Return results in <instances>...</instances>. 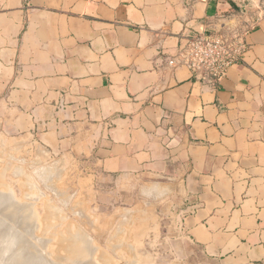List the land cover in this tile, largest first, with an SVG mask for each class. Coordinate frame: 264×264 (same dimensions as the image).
Returning <instances> with one entry per match:
<instances>
[{
  "label": "crops",
  "instance_id": "0c3cea01",
  "mask_svg": "<svg viewBox=\"0 0 264 264\" xmlns=\"http://www.w3.org/2000/svg\"><path fill=\"white\" fill-rule=\"evenodd\" d=\"M238 13L234 0H0V124L119 182L151 176L212 264H264V2L219 82L167 65Z\"/></svg>",
  "mask_w": 264,
  "mask_h": 264
},
{
  "label": "rangeland",
  "instance_id": "374dc122",
  "mask_svg": "<svg viewBox=\"0 0 264 264\" xmlns=\"http://www.w3.org/2000/svg\"><path fill=\"white\" fill-rule=\"evenodd\" d=\"M263 2L264 0H259V7H262ZM12 130L13 126H5L0 124V176L1 173H3V171L5 170V173H3L5 175L2 174V177L4 176V180H1L3 178L0 179V184L2 185H0V191L2 193L4 192L5 194L6 187L4 189L1 187L5 186V184L7 183V187L9 185L11 186L12 189L10 188V191L12 190L11 193L15 196L14 197L11 194V199L14 198L15 201H26V204L28 206L35 205L31 209H34L33 211L37 216L36 220L38 224L41 223L40 221L42 218V214L45 211L44 206L46 204H44V200L45 202H47V198L48 202L50 201L51 203H53L51 204L50 202H47V204L51 206V209H55L56 207L59 208L55 209L57 210L56 213H66V215L64 213L65 217L63 216V213H61L62 216L61 214H59L60 217H57V215H55V219H53L52 216V219L50 218V220L48 221H51V224H56L58 222L59 226H57L58 223L56 224V226L58 227L57 229L59 231H54L55 234L52 233L51 230H54L56 226L54 227L55 224L52 226L48 222V227L52 229H45L49 234L47 233V236L46 234L44 235V237H48V235L50 237L51 234H54L55 237L51 236L52 241L59 242V245L64 244V246H60V248L58 244L51 246L53 249H55V247H58V251L57 249H55V252L63 255L62 258L67 255H65L64 250L66 248L64 247L68 248L73 244L68 242V240L71 238V236L70 238L68 237L70 233L74 234L75 231H77L76 234L78 235V233L80 234V232L81 234H83L82 232L84 231V236L86 235L88 237L87 238L85 236L87 239L91 238L90 240L92 241H89L90 243L92 242L91 245L93 246V249L97 248V245L99 244V249L97 248L98 250H95V252H98H96L98 254V257L96 254L97 258H99V256H102L101 253L107 251L108 253L105 255V257L107 255H110L107 257L116 262L120 261V263L118 264H125V262L134 264V261L135 264H212V262L207 260V258L203 254H201L198 249L193 247L188 239L183 235L180 229V220L176 217V214L174 212V209L178 208L180 205L173 204V201L171 200L167 201L166 197H163L162 199H154L157 195V193L155 194L154 192L153 194H151L152 192L146 195L144 194V196L140 195L139 190L142 185H146L155 181L151 176L139 179H130V181L122 183L117 180V176H107L98 171L94 167V165H92V161H90L89 157H80L74 155L70 150L66 149L61 151L54 148H45L36 136H26V132L23 133ZM40 166H43L44 168L49 166L47 167L48 170H52L53 173H50L48 175V178H51H46L47 181L49 180L48 182L46 181V179L39 180V177H36V174L38 172H42L41 170H45L43 167L40 168ZM16 167L18 168L19 173L15 176L14 174H17V170H14V168ZM19 167L22 168V171ZM53 169H56V171L54 172ZM33 170L35 172H33ZM22 172L23 175L28 176V173L29 175H31L33 187L35 181L34 177L39 180V182L37 180V182L35 181L37 185H35L36 187H34V191H29V196L26 195V197H28L24 199H22L23 195L20 188V181L22 179H20L19 175ZM34 173H36L35 176H33ZM48 173L49 172H45L46 177V174ZM51 174L53 176L55 175V177H53ZM57 174L60 176L57 177ZM163 183H166V181H163ZM49 186L50 188H48ZM9 187L7 189H9ZM38 187L39 189H37ZM51 188L52 191L49 190ZM53 191H55V193ZM60 192L61 194H63L61 195ZM2 193H0V195H2ZM34 195L38 197H35ZM161 195L162 194L160 192L159 196ZM44 196L46 197V199ZM64 198H67L65 200L66 202L64 201ZM29 200H32V202H30ZM2 202L3 199H0V204ZM54 204L56 207L54 206ZM80 208L84 213L80 211ZM77 209L79 210L80 215H77V213H79L77 212ZM72 210L75 211L73 212L75 214L71 212ZM123 213H125L126 215ZM124 216H128L130 219L128 218V220H126V217L124 219ZM56 217L57 220L61 217H64L61 218L62 220H64L65 218L68 219H65L66 222H63L60 221L61 219L57 221ZM88 221L89 223H92L88 224ZM70 222L71 224H69ZM124 222L127 224H125ZM77 226H80L81 229L79 227L76 228ZM126 226L130 228H127ZM41 227L42 224L40 225V228ZM64 227H66V232L68 234L65 232ZM76 229H80V232ZM57 232L60 236L62 233V236L64 237H61L62 239L60 237V239L57 238L59 236ZM115 233L117 235H115ZM76 234L72 235V237L77 236ZM110 236H112L113 238L111 237V239ZM64 238H66L67 240H65ZM109 238L113 240V242L117 241L118 245H121V243L123 245H116L117 247L113 249V247H111V244L113 242H111ZM63 239L68 242L67 245L69 243L71 245L65 246L66 242H64ZM72 239L73 238H71L70 240L72 241ZM59 240H63V243ZM121 240L123 242H121ZM106 241H108V244ZM114 244H116V242ZM128 244H130V247H128ZM95 245L96 247L94 248ZM132 245L134 246L132 247ZM0 246L2 247V245ZM112 246L115 247V245ZM126 246L128 247V250L127 248H125ZM61 247L64 253L60 251ZM8 248L10 247L8 246L6 250L0 248L1 250H4L0 251L1 254H5L0 255V259H2L3 261L5 259L8 260V254H6L9 251ZM99 250L101 253L99 252ZM58 253H56L57 255L55 254V256H53L54 252L52 253V256L57 260L59 258L61 259V256L58 255ZM99 253L101 255H99ZM123 260H125L124 263ZM97 261L98 260H94L93 262H95V264L101 263V260L99 261L100 263Z\"/></svg>",
  "mask_w": 264,
  "mask_h": 264
},
{
  "label": "bare ground",
  "instance_id": "6f19581e",
  "mask_svg": "<svg viewBox=\"0 0 264 264\" xmlns=\"http://www.w3.org/2000/svg\"><path fill=\"white\" fill-rule=\"evenodd\" d=\"M10 157V156H9ZM41 165V164H40ZM5 167V166H4ZM41 167H43V166H40V168ZM47 167H49V166H47ZM46 167V168H47ZM17 168V167H16ZM16 168H14V170H17L16 172H17V174L15 173L14 175L16 176V175H18V168L16 169ZM20 168V170L22 171V168L21 167H19ZM44 168V167H43ZM46 168H44L45 170H41L42 172H38L37 174L36 173H34V175L33 176H35V174H36V177H39L38 179L40 180V179H50V178H48V175L50 174V173H53L52 172V170H48V168H47V171H46ZM53 168V167H52ZM6 169V168H5ZM38 169V168H37ZM36 169V170H37ZM3 170V169H2ZM35 170V169H34ZM33 170V172H35ZM54 170V169H53ZM58 170V169H57ZM5 171V170H4ZM3 171V173H5ZM40 171V170H39ZM51 171V172H50ZM56 171V169L54 170V172ZM2 172V171H1ZM33 172H31V173H33ZM45 172L47 173V172H49L48 174H46L47 175V177L45 176ZM3 173H1V176H0V179L1 178H3V179H1V180H4V176L2 177V174ZM14 173V172H13ZM57 173V172H56ZM27 174V173H26ZM3 175H5V174H3ZM20 175V179H22L21 181H20V188H21V190H22V199H24V198H27L28 196H29V193L31 192V190H33L34 189V187H36L35 185H37V181L39 182V180H37V178H35L34 177V179H35V181H34V187H33V184H32V177H31V175H29V173H28V176L27 175H23V172L22 173H20L19 174ZM52 175V174H51ZM50 175V176H51ZM30 176V177H29ZM53 176V175H52ZM57 177L58 176H60V175H56ZM53 177H55V175L53 176ZM47 179H46V181H47ZM45 181V182H46ZM49 181V180H48ZM47 181V182H48ZM5 182V181H4ZM41 182V181H40ZM44 182V181H43ZM46 182V183H47ZM36 183V184H35ZM49 183H51V182H49ZM5 184V183H4ZM7 184V183H6ZM5 184V186H3V187H1V188H5L6 187V191L5 190H3V191H5V194H4V192L2 193L1 191H0V193H2V195H0V199H3V202L0 204V245H2V247L0 246V248H3L4 250H6V248L9 246L10 248H8L9 249V251L6 253V254H8V260L7 259H5V260H7V261H3L2 259H0V264H95V262H93L94 260H98L97 262H99L100 260H101V263L100 264H118V263H120V261L119 262H116V261H113L112 259H110L109 257H107V256H110V255H107L106 257H105V255L108 253L107 251L106 252H103V253H101L100 252V250H99V252L102 254V256H99V258H97L98 257V252L96 253L95 252V250L98 248L99 249V244L97 245V248H95L96 247V245L94 246V248L95 249H93V246L91 245V243H90V241H92V240H90V239H87L85 236H84V231H83V229H82V233L83 234H81V232L79 231L81 228H80V226H77L76 228H80V229H76V230H78L79 232H80V234L78 233V235L76 234L77 233V231H75V233L74 234H76L77 236H74V237H72V235H74V234H72V233H70V235L68 236L69 238H70V236H71V238H73L72 239V241L70 240H68V242H70L68 245H71V246H69L68 248L67 247H64V248H66L64 251H65V257L64 258H62V256L63 255H61L60 253H58V252H55L56 250L55 249H57V251H58V247H55V249H53L51 246L52 245H55V244H58L59 245V242H53L52 241V237H55L54 236V234H55V232L54 231H57L58 229V227L57 226H59V223L57 222L58 220H60L61 218H64L65 216H64V213L65 212H61V213H63V216L64 217H61V218H59L58 220H57V217H60L59 216V214H61V213H56V211L57 210H55V209H59V208H57L56 206H55V204H54V206L56 207H54L55 209H51V206L49 205V204H47V202H48V198H47V202H45V200H44V204H45V206H44V208H45V211H44V213L42 214V218H41V223L40 224H38V222H37V220H36V214L34 213V209H31V208H33L34 206H32L31 204V206H28L27 204H26V201H15V199L13 200V199H11L10 198V196H12L13 194L11 193V191H10V188H11V186L9 187V189H7L8 187H7V185ZM1 185V184H0ZM2 186V185H1ZM45 187V186H44ZM166 187V186H165ZM165 187H163V185L162 186H160V184H158V186L156 185V184H151L150 183V185H148V187H146L143 191H142V193L141 194H149L150 192H152V191H155V194H156V192L157 193H163V191L164 190H166V188ZM48 188H50V186L48 187ZM55 188V187H54ZM142 188V187H141ZM144 188V187H143ZM162 188L164 189V190H162ZM12 189V188H11ZM37 189H39V187L37 188ZM47 189V188H46ZM49 190H51L52 191V188L51 189H49ZM55 190V189H54ZM30 191V192H29ZM34 191V190H33ZM54 193H55V191H53ZM57 192V191H56ZM33 193V192H32ZM31 193V194H32ZM38 193V192H37ZM166 193H167V191H166ZM12 194V195H11ZM60 194H61V192H60ZM63 194V193H62ZM61 194V195H62ZM152 194V193H151ZM155 194H154V197H155ZM26 195H28L27 197H26ZM37 195V194H36ZM36 195H34L35 197H38V196H36ZM39 195H41V194H39ZM159 195V194H158ZM14 196V195H13ZM60 196V195H59ZM64 196V195H63ZM149 196V195H148ZM15 197V196H14ZM45 197V196H44ZM150 197V196H149ZM156 197H159V196H157L156 195ZM42 198H43V196H42ZM63 198V197H62ZM153 198V197H152ZM30 199H32V198H30ZM39 199V198H38ZM45 199H46V197H45ZM67 199V198H66ZM65 198H64V201L66 200ZM35 200V199H34ZM62 200V199H61ZM30 202H32V200H29ZM37 201V200H36ZM50 202V201H49ZM48 202V203H49ZM63 202V201H62ZM66 202V201H65ZM64 202V203H65ZM33 203H35V202H33ZM51 203V202H50ZM64 203H63V206H64ZM79 203V202H78ZM51 204H53V203H51ZM62 204V203H61ZM77 204V203H76ZM79 205V204H78ZM53 206V205H52ZM77 206V205H76ZM62 207V206H61ZM43 208V209H44ZM53 208V207H52ZM74 208V207H73ZM79 209V208H78ZM77 209V212H79V210ZM53 210H55V211H53ZM73 210H75V209H73ZM71 211L72 213L73 212H75V211ZM59 211V210H58ZM80 211H82L81 210V208H80ZM60 212V211H59ZM69 212V211H68ZM83 212V211H82ZM84 213V212H83ZM129 213H131V212H129ZM133 213V212H132ZM73 214H75V213H73ZM123 214H125V213H123ZM55 215H57V217H56V222L58 223V225L56 226V224L54 225V224H51V221L49 222L48 220H50V218L53 216V219H55ZM65 215H66V213H65ZM77 215H80V212L79 213H77ZM126 215V214H125ZM61 216H62V214H61ZM130 216H131V214H130ZM132 216H133V214H132ZM68 217V216H67ZM81 217H83V216H81ZM125 217H126V220H128V216H124V219H125ZM52 219V218H51ZM66 219V218H65ZM60 220V221H63V222H66V220L68 219H66V220ZM70 219V218H69ZM87 219V218H86ZM130 219V218H129ZM88 220V219H87ZM133 220V219H132ZM89 221H91V220H89ZM89 221H88V224H90V223H92V222H90L89 223ZM123 221V220H122ZM50 223V225H54V227L56 226V230L54 229V227H53V229L54 230H51L52 231V233H54V234H51V236L49 237V235H48V237H44V235L46 234V236H47V231L45 230V229H52V228H49L48 226L49 225H47V223ZM63 222H62V224H63ZM48 223V224H49ZM72 223H73V221H72ZM75 223V222H74ZM110 223V222H109ZM121 223V222H120ZM125 223V222H124ZM127 223H128V221H127ZM127 223H125V224H127ZM132 223V222H131ZM131 223H130V225H131ZM42 224V227L40 228V225ZM69 224H71V222L69 223ZM122 225V224H121ZM120 225V226H121ZM60 226H61V224H60ZM66 226V225H65ZM48 227V228H47ZM51 227V226H50ZM67 227H70V226H67ZM127 227V226H126ZM84 228V227H83ZM127 228H130V227H127ZM119 229V228H118ZM121 229V228H120ZM41 230V231H40ZM64 230H65V232H66V227H64ZM67 230H69V229H67ZM116 230H117V228H116ZM128 230V229H127ZM126 230V231H127ZM45 231V232H44ZM59 231V230H58ZM119 231V230H118ZM126 231H124V232H126ZM69 232H71V231H69ZM85 232H86V230H85ZM60 233V232H59ZM67 233V232H66ZM65 233V234H66ZM121 233V232H120ZM119 233V234H120ZM49 234V233H48ZM57 234H58V232H57ZM68 234V233H67ZM66 234V235H67ZM72 234V235H71ZM112 234V233H111ZM43 235V236H42ZM59 235V234H58ZM57 235V236H58ZM88 235V234H87ZM115 235H117L116 233H115ZM63 238L64 236H62V233H61V236L59 235L57 238ZM112 236H110V238H111ZM59 238V239H60ZM61 238V239H62ZM67 238V237H66ZM66 238H64L65 240H67ZM109 238V239H110ZM113 238V237H112ZM111 238V239H112ZM115 238V237H114ZM63 239V240H64ZM110 239V240H111ZM58 240V239H57ZM63 240H59L60 242H62ZM64 240V242H66ZM90 240V241H89ZM120 241V240H119ZM68 242H66L65 244V246H68L67 245V243ZM107 242V244H108V241H106ZM111 242H113V240H111ZM111 242H109V243H111ZM116 242V244H114ZM121 242H123L122 240H121ZM63 243V242H62ZM118 242L117 241H114L112 244H111V247H113V249L114 248H116L117 246L116 245H118L117 244ZM95 244H96V242H95ZM3 245H5V246H3ZM7 245V246H6ZM112 245H115V247L114 246H112ZM123 244L121 243V245H118V246H122ZM57 246V245H56ZM60 246H64V244H62V245H59V248H60ZM134 245H132V247H133ZM128 247H130V244H128ZM128 247L126 246L125 248H127V250H128ZM109 248V247H108ZM2 249V250H3ZM97 249V250H98ZM133 249V248H132ZM131 249V250H132ZM1 249H0V251H2ZM3 250V251H4ZM102 250V249H101ZM60 251H62L63 252V250H62V247H61V250ZM54 252V255L53 256H55V254L56 253H58V255H60L61 256V259L59 260H57L55 257H53L52 256V253ZM67 252V253H66ZM131 252H133V251H131ZM64 253V252H63ZM99 253V255H101ZM128 253V252H127ZM2 254H4V253H2ZM1 254V252H0V255H2ZM96 254H97V257H96ZM104 254V255H103ZM130 254V253H129ZM5 255V254H4ZM57 255V254H56ZM134 255V254H133ZM128 256V255H127ZM130 256V255H129ZM7 257V256H6ZM57 257H59V256H57ZM112 257V256H111ZM150 257V256H149ZM4 258H5V256H4ZM52 258V259H51ZM56 259V260H54V259ZM103 258V259H102ZM113 258V257H112ZM119 258H120V255H119ZM114 259V258H113ZM134 259V258H133ZM122 260V259H121ZM129 261V260H128ZM132 261H134V260H132ZM136 261H137V259H136ZM125 262V260H123V263ZM125 264H129L128 262L126 263L125 262ZM134 264H135V261H134Z\"/></svg>",
  "mask_w": 264,
  "mask_h": 264
},
{
  "label": "built area",
  "instance_id": "2783aa9c",
  "mask_svg": "<svg viewBox=\"0 0 264 264\" xmlns=\"http://www.w3.org/2000/svg\"><path fill=\"white\" fill-rule=\"evenodd\" d=\"M248 12L239 10L236 15L220 18L213 29L204 30L186 39L167 65L170 68H186L198 82H219L226 77L232 66L241 61L248 50L246 42L250 28L246 20ZM228 25L232 28L231 32L221 33V29Z\"/></svg>",
  "mask_w": 264,
  "mask_h": 264
},
{
  "label": "water",
  "instance_id": "95a60500",
  "mask_svg": "<svg viewBox=\"0 0 264 264\" xmlns=\"http://www.w3.org/2000/svg\"><path fill=\"white\" fill-rule=\"evenodd\" d=\"M239 10L255 13L259 8V0H234Z\"/></svg>",
  "mask_w": 264,
  "mask_h": 264
}]
</instances>
